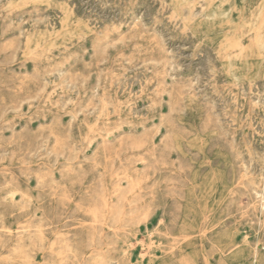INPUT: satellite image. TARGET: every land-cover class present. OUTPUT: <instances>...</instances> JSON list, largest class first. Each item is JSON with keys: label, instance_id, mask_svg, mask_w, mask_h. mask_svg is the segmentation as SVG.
<instances>
[{"label": "rangeland", "instance_id": "obj_1", "mask_svg": "<svg viewBox=\"0 0 264 264\" xmlns=\"http://www.w3.org/2000/svg\"><path fill=\"white\" fill-rule=\"evenodd\" d=\"M258 259L264 0H0V264Z\"/></svg>", "mask_w": 264, "mask_h": 264}, {"label": "bare ground", "instance_id": "obj_2", "mask_svg": "<svg viewBox=\"0 0 264 264\" xmlns=\"http://www.w3.org/2000/svg\"><path fill=\"white\" fill-rule=\"evenodd\" d=\"M179 13V12H178ZM134 16V15H133ZM85 17V16H84ZM56 20V19H55ZM254 20V19H253ZM42 21V20H41ZM260 49V48H259ZM258 49V50H259ZM174 64V63H173ZM182 66V65H181ZM173 69V68H172ZM59 75V74H58ZM260 263V259H258V261L256 262V264H259Z\"/></svg>", "mask_w": 264, "mask_h": 264}]
</instances>
